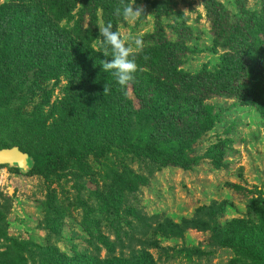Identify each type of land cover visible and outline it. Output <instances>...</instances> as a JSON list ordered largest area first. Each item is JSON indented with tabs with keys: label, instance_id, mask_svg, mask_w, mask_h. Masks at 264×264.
<instances>
[{
	"label": "trees",
	"instance_id": "trees-1",
	"mask_svg": "<svg viewBox=\"0 0 264 264\" xmlns=\"http://www.w3.org/2000/svg\"><path fill=\"white\" fill-rule=\"evenodd\" d=\"M8 1L0 7V149L18 147L31 160L27 175L46 179L69 163L79 176L92 178V165L97 166L96 178L103 184L97 188L93 178L96 187L89 194L107 216L84 214L80 224L86 225L89 248L72 247L65 253L58 243L69 207H63L55 192L42 205L44 244L9 235V200L0 192V264H156L146 252L101 259V248L94 244L108 251L114 244L98 228H116L118 241L126 236L140 243L157 219L142 213L138 195L156 173L194 171L204 160L221 167V156L216 164L214 159L221 147L200 153L201 142L223 112L206 110V102L233 100L256 109L264 121V0H254L257 7L248 0H230L231 7L225 0H199L213 52L220 55L217 67L204 66L193 74L182 69L188 52L184 41L192 40V32L183 15L174 14L172 0ZM139 3L146 5V15L153 11L154 33L143 40L146 46L130 54L120 28L127 27L125 19ZM23 8H28L25 15ZM171 13L177 19L166 28L175 41L167 38L162 25ZM62 82L61 98L49 107L48 87ZM150 86L157 87V94L144 97L141 92ZM257 193L242 219L226 221L227 200L219 207L212 202L181 220L184 227L172 225L171 219L158 224L164 228L160 237L180 240L186 231L204 236L205 251H180L195 264L202 259L210 263L219 250L231 252L229 264H264V191ZM121 223L130 228L127 234ZM171 251L168 263L178 256Z\"/></svg>",
	"mask_w": 264,
	"mask_h": 264
},
{
	"label": "rangeland",
	"instance_id": "rangeland-1",
	"mask_svg": "<svg viewBox=\"0 0 264 264\" xmlns=\"http://www.w3.org/2000/svg\"><path fill=\"white\" fill-rule=\"evenodd\" d=\"M172 1L175 3L174 14L183 15L186 21L185 26L192 32V40L184 41V47L188 52L187 57L183 59L182 69L193 74L204 66L208 69L217 67L220 54L213 52L209 24L199 0ZM224 2L231 7L230 0ZM247 2L252 6L254 0ZM5 4H9V1L0 0V7ZM254 5L257 7L255 2ZM145 7L143 3L134 4L131 17L125 19L127 27L120 28L124 50L127 53L139 52L143 46H146L143 42L145 37L154 33L153 11L151 10L152 13L146 15ZM27 11L28 8H23L21 15H25ZM174 14L171 13L162 20V25L165 27L164 34L170 41H175L177 38L170 28H166V25L170 26L171 22L177 19ZM63 84L62 82L57 86L48 87L47 92L52 93L49 107L56 98H61L62 88L60 86ZM144 86L146 88V85ZM129 91L131 92V87ZM144 91L145 89L141 94L148 97L155 96L158 89L156 86H150L145 93ZM36 100L38 96L34 97V104ZM134 102L137 103L135 99ZM204 107L206 110L212 109L213 112L216 109L223 110L221 120L204 137L200 148V153L203 155L208 149L221 147L222 150L218 152L219 148H217L218 154L214 156L215 164L217 160L221 161L218 155L223 159L221 167L216 168L211 160H204L193 169L194 171L182 172L165 169L160 174L156 173L152 183L138 195L137 206L142 209V213L157 219L151 224L148 235L140 238V243L128 241L126 236H122L121 241H118L115 235L116 228L113 230L109 227L98 228L100 236L108 237L109 242L114 244L111 251H108L102 244H94V247L101 248V259H106L110 255L127 259L146 252L154 257L156 264H195V259L186 260L185 252L180 251L195 247L199 249L203 247L200 251H205L202 245L204 236L195 231H186L180 240H166L160 237L164 228H158L157 225L164 226L163 221L171 219L172 225L182 226L181 220L189 219L197 209L208 207L212 202H217L219 207L224 200H227L230 205L225 215L226 221L242 219L253 204V195L264 191L262 189L264 187V121L259 113L253 107L242 106L229 99L215 98L206 102ZM89 163L92 164L91 158ZM102 163L104 166L110 165L104 160ZM69 166L67 169L56 172L55 176L50 175L48 179L39 175H27L28 172L17 174L12 167L0 166V192L5 199L9 200L8 233L11 237L29 238L34 242L44 244L45 224L41 215L42 205L46 202L50 192H55L63 207H69L63 214V235L58 243L59 248L65 253L70 252L72 247L78 250L89 248L85 242L90 239L87 236L86 225L80 222L84 214L89 218L107 216L105 209L100 210L103 205H97V200L89 194L90 190L94 191L96 187V184L92 182L93 178L96 179L99 189L103 182L96 178L97 166L92 165L94 169L92 178L91 175L79 176L78 170L72 168L71 163ZM57 175H59L58 178ZM77 202L81 205L75 207L73 204L77 205ZM120 226L122 232L124 231L125 234L129 232L130 228L125 226V223H121ZM98 231L92 232L98 233ZM71 233L75 238L70 235ZM136 239L139 237L136 236ZM171 248L177 252L178 256L173 263H168L166 258L174 255ZM162 250H165L167 255L163 254ZM231 255L230 251L219 250L211 258L210 263L202 259L201 264H229L232 260Z\"/></svg>",
	"mask_w": 264,
	"mask_h": 264
},
{
	"label": "water",
	"instance_id": "water-1",
	"mask_svg": "<svg viewBox=\"0 0 264 264\" xmlns=\"http://www.w3.org/2000/svg\"><path fill=\"white\" fill-rule=\"evenodd\" d=\"M3 165L27 173L31 168V160L28 154L21 152L18 147L0 149V166Z\"/></svg>",
	"mask_w": 264,
	"mask_h": 264
}]
</instances>
